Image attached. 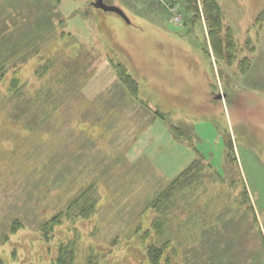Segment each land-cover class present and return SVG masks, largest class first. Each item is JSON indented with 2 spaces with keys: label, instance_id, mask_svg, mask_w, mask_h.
I'll return each instance as SVG.
<instances>
[{
  "label": "rangeland",
  "instance_id": "1",
  "mask_svg": "<svg viewBox=\"0 0 264 264\" xmlns=\"http://www.w3.org/2000/svg\"><path fill=\"white\" fill-rule=\"evenodd\" d=\"M94 1L0 0V264H264V0H215L229 51L201 0Z\"/></svg>",
  "mask_w": 264,
  "mask_h": 264
},
{
  "label": "trees",
  "instance_id": "2",
  "mask_svg": "<svg viewBox=\"0 0 264 264\" xmlns=\"http://www.w3.org/2000/svg\"><path fill=\"white\" fill-rule=\"evenodd\" d=\"M186 4L187 8H195L197 0H183ZM202 2V8L205 12L206 19L209 22V34L210 39L212 42V47L215 51L218 50V44L222 41L220 38L222 36L220 33L223 29L224 32V45L227 51L230 50L231 46H233V40L230 36L229 29L224 28L221 21V14H220V8L218 3L215 0H201ZM198 10V8H197ZM222 43V42H221ZM230 54V52L228 53ZM227 54V55H228ZM246 60H244L245 62ZM248 63V61H247ZM120 75H122V78L124 82L128 85L130 89L135 91L137 89V83L133 79V77L127 73L125 67L119 66L118 67ZM18 81L16 74L12 77L13 85ZM197 160H194L188 168H186L184 171H182L180 174H178L167 186V188L164 190L167 193L172 194V192L180 187L188 186L191 184L193 180L192 170L195 167ZM179 190V189H178ZM164 200V193L160 192L153 203H151V206H154L155 209L159 210L158 204L163 203ZM67 211H69V207H67ZM89 211L88 209H80L77 213L81 216H88L86 212ZM60 215L61 213H58L54 216H52L49 220H47L45 223L42 224L43 231H46L48 229H52V227L55 224H58L60 222ZM165 212L161 209L153 218L151 221L150 229H146L144 231V234L146 237L150 239V231H153V234H157L161 232L165 226ZM152 238V237H151ZM73 241V240H72ZM71 242L60 244L57 248V254L54 258V261L52 264H72L74 260V244ZM170 247L169 241H164L160 244L150 243L147 245V257H148V264H178L174 260H172L171 255L168 253V248ZM174 250V249H172ZM169 252H171V249L169 248ZM171 257V258H170Z\"/></svg>",
  "mask_w": 264,
  "mask_h": 264
},
{
  "label": "water",
  "instance_id": "3",
  "mask_svg": "<svg viewBox=\"0 0 264 264\" xmlns=\"http://www.w3.org/2000/svg\"><path fill=\"white\" fill-rule=\"evenodd\" d=\"M93 5L96 8H100L103 11H111V12H115L117 14H119L120 16H122L123 18H126V15L124 14V12L122 11V9H120L119 7L113 6V5H107L103 2V0H95Z\"/></svg>",
  "mask_w": 264,
  "mask_h": 264
},
{
  "label": "built area",
  "instance_id": "4",
  "mask_svg": "<svg viewBox=\"0 0 264 264\" xmlns=\"http://www.w3.org/2000/svg\"><path fill=\"white\" fill-rule=\"evenodd\" d=\"M169 11L172 14V19L174 22H179L181 21V14L180 11L178 10V6L177 5H172L169 9Z\"/></svg>",
  "mask_w": 264,
  "mask_h": 264
}]
</instances>
